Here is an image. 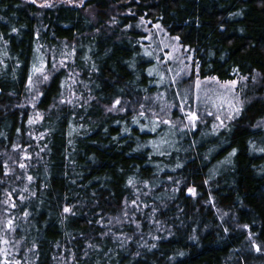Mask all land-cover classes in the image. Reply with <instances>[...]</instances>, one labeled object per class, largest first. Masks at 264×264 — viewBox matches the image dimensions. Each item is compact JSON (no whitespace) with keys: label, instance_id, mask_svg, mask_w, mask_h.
I'll return each mask as SVG.
<instances>
[{"label":"trees","instance_id":"obj_1","mask_svg":"<svg viewBox=\"0 0 264 264\" xmlns=\"http://www.w3.org/2000/svg\"><path fill=\"white\" fill-rule=\"evenodd\" d=\"M155 27L256 98L151 117L184 89ZM0 264H264V0H0Z\"/></svg>","mask_w":264,"mask_h":264},{"label":"rangeland","instance_id":"obj_2","mask_svg":"<svg viewBox=\"0 0 264 264\" xmlns=\"http://www.w3.org/2000/svg\"><path fill=\"white\" fill-rule=\"evenodd\" d=\"M51 1L35 0L40 5H47ZM54 1L79 6L85 2L84 0L81 4L79 0ZM154 29L155 31L152 36L149 35L153 44L150 43L149 46L158 54L159 52L163 53L162 61L159 63L161 65L165 64V67L169 68L175 74L176 79H181L184 84V89H182V93H179V105L175 106L164 103L166 106L156 107L150 111L145 109L144 111L150 114L151 117L163 122L179 123L186 127H194L199 120L208 118L210 121H213L215 127H220V125L222 126L237 115L235 111L237 108L240 111L246 101L248 102L256 98L251 95L246 98L245 95L249 91L257 90L260 87V79L258 77V79L254 77L251 79L236 77L229 81H219L214 77L201 79L196 75H191V67L185 61L187 57L184 55L185 49L173 38L166 37L160 28L155 27ZM43 70V67H38L36 73L44 74ZM38 77L39 75H34L35 82ZM232 81L236 83H230ZM35 82H33V93L38 88ZM162 98H165V94L162 95ZM113 105L109 109H119L118 103H113ZM193 116L195 117L194 119L192 118ZM3 242L1 241V244ZM1 251H3L2 248Z\"/></svg>","mask_w":264,"mask_h":264},{"label":"snow or ice","instance_id":"obj_3","mask_svg":"<svg viewBox=\"0 0 264 264\" xmlns=\"http://www.w3.org/2000/svg\"><path fill=\"white\" fill-rule=\"evenodd\" d=\"M33 2H35V0H33ZM79 2L82 4L84 2V0H79ZM13 31H15V29H13ZM46 78V77H45ZM232 84H235L236 82L235 81H232L230 82ZM116 103H119V101H117ZM113 107H115V105H113ZM111 110V109H110ZM236 114L238 115L239 114V109L237 108L236 110ZM193 119L195 118L194 116L192 117ZM231 118V117H230ZM23 166V165H22ZM191 191V190H190ZM65 212H68L69 209L68 208H65L64 209ZM257 251H260L259 247H257ZM182 255V254H181Z\"/></svg>","mask_w":264,"mask_h":264}]
</instances>
